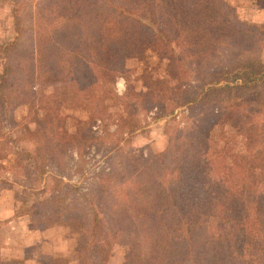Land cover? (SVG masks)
Instances as JSON below:
<instances>
[{
  "label": "trees",
  "instance_id": "1",
  "mask_svg": "<svg viewBox=\"0 0 264 264\" xmlns=\"http://www.w3.org/2000/svg\"><path fill=\"white\" fill-rule=\"evenodd\" d=\"M22 7H13L14 32L0 45V114L10 104L12 56L26 33ZM45 14L51 30L80 29V48L64 53L72 63L60 66L57 57L50 69L40 63L39 52L35 64L42 67L44 84L25 82L14 96L27 108L19 141L31 148L14 151L0 142V161L14 153L16 167L22 156L42 178L60 149L80 151L89 144L87 126L109 108L127 107L136 97L150 106L166 99L169 80L147 75L152 54L167 62L170 78L180 83L222 48L240 52L199 76L200 84L181 102L209 106L197 130L171 135L167 147L148 158L115 164L89 192L57 176L50 185L23 188L41 197L36 223L77 225L82 264H100L105 242L129 247L126 264H264V149L255 153L264 133V24L240 16L230 0H48ZM40 38L37 31L35 43ZM79 66L81 86L70 95L60 92V81ZM139 66L144 67L137 74ZM119 76L127 82L122 96L115 89ZM62 108L77 111L68 116L74 134L66 130ZM130 118L128 113L124 122ZM139 125L131 123L132 132ZM239 137L245 153L236 151ZM24 200L16 215L34 217V205Z\"/></svg>",
  "mask_w": 264,
  "mask_h": 264
},
{
  "label": "rangeland",
  "instance_id": "2",
  "mask_svg": "<svg viewBox=\"0 0 264 264\" xmlns=\"http://www.w3.org/2000/svg\"><path fill=\"white\" fill-rule=\"evenodd\" d=\"M230 1L235 4L243 18L252 21L253 19L264 20V0ZM17 4L23 5L20 19L26 33L16 53L12 56L14 74L9 91L10 104L6 108V112L0 114V142L8 144L10 150L14 151L21 148H31L29 141L25 139L19 141L20 136L24 133V124L21 121L27 115V108L17 102L14 96L25 82H31L35 87H38L39 83L44 84L45 74H40L39 69H42L40 64H37L36 68L35 57L40 52L42 54L40 55L42 57L40 63L48 69L56 66L57 57H61V62L58 61L60 66L67 62L72 63L73 58L71 56L66 57L64 53L72 54L75 52L74 49L77 51L80 48L78 46L79 36L82 37L83 35L80 29L73 28V26L66 29L62 26L51 30V27H48L49 18L45 14L48 0H0V45L14 32L12 9ZM37 31L38 36L41 35V44L35 43L34 40ZM238 52L240 49L237 47L226 46L222 48L217 55L202 66L201 70L194 67L192 73L186 74V77L180 79V83L170 78L167 62L159 60L155 54H152L150 64L147 67V75L153 79L165 78L169 80L164 91L166 98L164 101L150 106L145 98L136 97L128 100L127 107L117 104L109 108L103 117L94 119L87 126L91 137L89 144L81 148L80 151L76 146L68 147L63 151L60 149L59 153H56L55 161L50 160L47 163L48 173L43 178L34 172L33 167L22 156H18L22 160V164L16 165V167L14 165L17 155L14 153L0 161V214L2 215L0 216V248L11 247V244H23L29 229L42 231L50 228L55 233L56 229L66 227L74 235L73 242L78 243L77 232L79 227L77 225H64L61 220L36 223L35 219L42 217L40 214L41 207L38 205L41 197L29 196V192L23 188L40 187L39 184L50 185L52 177L57 176L63 181L76 184L85 192H89L95 188L103 175L113 169L115 164H122V162L125 164L126 160L131 157L148 158L163 151L167 147L171 135H175L177 132L188 134L194 129L197 130L205 118L209 116V106L197 104L191 107H183L180 105L181 102L189 96L190 92H193L194 86L200 84L199 76L206 75L214 66H222L229 58L238 55ZM3 60V56L0 54V71L3 68ZM143 67L136 68L137 74L142 72ZM79 69L81 66L75 68L76 73L73 74V77L66 81H60V92H66L70 95L81 86L83 81ZM136 72L132 74L133 78ZM32 78L34 79L31 81ZM135 84L137 90H140L142 87L141 80L136 81ZM115 89L120 96L124 94L127 89V82L124 77L119 76L117 78ZM49 92L50 89L47 93ZM249 98L256 100L255 95H251ZM172 111L174 113H171ZM128 113L131 118L125 123L124 118ZM168 113L170 114L167 115ZM62 114L66 119L67 132L74 134L75 128L68 116L76 115L77 111L62 108ZM134 121L140 125L139 130L132 132L130 124ZM260 140L255 150L257 154L264 149V133ZM236 151L246 152L241 137L237 140ZM124 164L122 166L126 167ZM24 198H29L31 205H34L35 211L33 212L36 218L32 215L15 216L19 212L20 206L25 202ZM6 215L12 217L7 219ZM8 220L11 222L7 223ZM125 250L127 256L130 252L127 245L105 242L99 248V263L107 259V262L110 260L113 262L109 264H123Z\"/></svg>",
  "mask_w": 264,
  "mask_h": 264
},
{
  "label": "crops",
  "instance_id": "3",
  "mask_svg": "<svg viewBox=\"0 0 264 264\" xmlns=\"http://www.w3.org/2000/svg\"><path fill=\"white\" fill-rule=\"evenodd\" d=\"M253 21L264 24V20L253 19ZM10 214L12 215L13 212ZM0 216L2 215L0 214ZM15 216L17 215L15 214ZM6 217L9 219L12 216L6 215ZM6 222L10 223L11 221ZM53 231L50 228L42 231L29 229L23 244H11V247L0 248V264H82L78 252V243L73 242L74 235L70 233L68 228H58L55 233ZM126 253L125 250L123 264H126ZM102 262L100 264L113 263L111 260L107 262V259ZM87 263L93 264L89 261L84 264Z\"/></svg>",
  "mask_w": 264,
  "mask_h": 264
}]
</instances>
